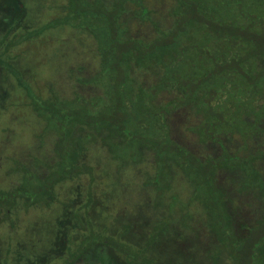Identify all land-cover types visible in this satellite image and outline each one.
I'll return each instance as SVG.
<instances>
[{"label":"rangeland","instance_id":"1","mask_svg":"<svg viewBox=\"0 0 264 264\" xmlns=\"http://www.w3.org/2000/svg\"><path fill=\"white\" fill-rule=\"evenodd\" d=\"M105 1L0 0V264H264V0Z\"/></svg>","mask_w":264,"mask_h":264},{"label":"trees","instance_id":"2","mask_svg":"<svg viewBox=\"0 0 264 264\" xmlns=\"http://www.w3.org/2000/svg\"><path fill=\"white\" fill-rule=\"evenodd\" d=\"M76 1V3L78 2V4L79 5H82L81 4V0H75ZM89 1V3L91 2V4H87L86 5V7L84 8V9H77V14L78 13H80L82 10H85L84 12H93L95 9H98V7L99 6H101L102 8H103V10L105 11V9L104 8H106V4H107V2L108 1H105V0H88ZM143 1V0H142ZM141 0H139L138 2H136V1H134V0H131V2L133 3V4H125L126 3V1L124 2V5H123V10H122V12H127V13H132V10H133V8H134V4L135 5H141V4H143V2H142ZM112 2H114L115 4H116V1H112ZM96 5V6H95ZM98 6V7H97ZM20 18H21V16H20ZM70 21V20H69ZM119 21V20H118ZM117 22V21H116ZM67 24H69V23H67ZM122 26V25H121ZM9 47H6V49H8ZM7 52V51H6ZM262 150V149H261ZM257 214H259V213H257ZM248 216L249 215H247L246 216V218H243V225H249V224H251V225H249V226H254V225H256V224H259V222L261 221V217H262V215L261 214H259L258 216H256L255 217V221L253 222V221H251L250 222V220L251 219H247L248 218ZM231 220L232 221H236V219H232L231 218ZM237 224H232L231 223V226H228L227 227V230H228V234H229V236L230 237H236V238H238V237H243V238H245V243L246 242H249V240H250V238L254 235V234H250V232H247V231H244L243 230V228L245 227V226H243V225H240V222L238 221V222H236ZM109 245V244H108ZM116 257H118V259H120V260H122L123 258H121V257H119V256H116ZM136 257V256H135ZM140 260H142L143 261V259H142V257H140V256H137ZM134 258V257H133ZM133 258H131V259H133ZM130 264H142V263H139L137 260H133V261H131V263Z\"/></svg>","mask_w":264,"mask_h":264},{"label":"flooded vegetation","instance_id":"3","mask_svg":"<svg viewBox=\"0 0 264 264\" xmlns=\"http://www.w3.org/2000/svg\"><path fill=\"white\" fill-rule=\"evenodd\" d=\"M50 162V161H49ZM17 185H21L20 183H18ZM97 246H99L97 243H92L91 246L85 248V251L80 252L78 255L80 257V259L82 258V256L89 251V249H95ZM100 246H104L108 249L110 255L113 257L114 261L116 262V264H128V262L126 261V259L120 260L118 259V257H114V252L111 251V248L109 247V245H100ZM61 255V252L59 254V256Z\"/></svg>","mask_w":264,"mask_h":264}]
</instances>
